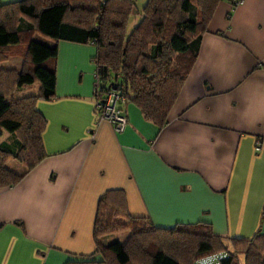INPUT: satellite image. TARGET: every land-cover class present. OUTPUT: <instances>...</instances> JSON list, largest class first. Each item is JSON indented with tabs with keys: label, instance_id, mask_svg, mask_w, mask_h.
Listing matches in <instances>:
<instances>
[{
	"label": "crops",
	"instance_id": "1",
	"mask_svg": "<svg viewBox=\"0 0 264 264\" xmlns=\"http://www.w3.org/2000/svg\"><path fill=\"white\" fill-rule=\"evenodd\" d=\"M145 1L132 0L126 30L137 24ZM235 1L215 5L160 129L126 100L117 105L126 118L121 133L98 122L94 47L56 43L47 64L54 97L35 103L45 120L44 158L27 171L6 164L21 179L0 188V264H66L90 256L96 204L108 190H121L128 215L154 228L204 224L223 244L264 232V0ZM20 64L13 55L0 67ZM26 88L31 91L16 89L15 98L38 90ZM11 141L1 132L0 143Z\"/></svg>",
	"mask_w": 264,
	"mask_h": 264
},
{
	"label": "trees",
	"instance_id": "2",
	"mask_svg": "<svg viewBox=\"0 0 264 264\" xmlns=\"http://www.w3.org/2000/svg\"><path fill=\"white\" fill-rule=\"evenodd\" d=\"M219 1L146 0L130 31L126 25L132 0H21L0 5V63L13 55L21 59L18 70L0 67V134L12 137L10 144L0 143V188L21 179L7 163L15 161L27 171L44 158L45 120L35 103L54 97L55 75L47 64L56 57L57 42L94 47L98 79L119 85L124 101L160 129ZM32 85L38 86L35 95L15 98L16 89ZM122 230L129 235L124 244H101L102 237ZM92 241L90 256L66 264H186L185 257L187 264H193L217 254L224 255L219 264H264V232L223 244L204 224L154 228L145 218L128 215L121 190H108L99 197ZM172 248L182 255L169 253Z\"/></svg>",
	"mask_w": 264,
	"mask_h": 264
},
{
	"label": "built area",
	"instance_id": "3",
	"mask_svg": "<svg viewBox=\"0 0 264 264\" xmlns=\"http://www.w3.org/2000/svg\"><path fill=\"white\" fill-rule=\"evenodd\" d=\"M241 0H236L235 4L240 3ZM91 63L94 68L93 60ZM124 103V97L119 85L115 82L102 83L96 74L94 68L92 74V105L98 122L104 121L108 123L115 134L123 131L126 125V118L121 113L118 104ZM260 143H254L253 151L259 152ZM224 258L223 254L207 256L197 260L194 264H219V261Z\"/></svg>",
	"mask_w": 264,
	"mask_h": 264
},
{
	"label": "rangeland",
	"instance_id": "4",
	"mask_svg": "<svg viewBox=\"0 0 264 264\" xmlns=\"http://www.w3.org/2000/svg\"><path fill=\"white\" fill-rule=\"evenodd\" d=\"M130 21H132V19L130 20L129 19V22ZM128 27H130V24H128ZM127 27V28H128ZM41 37H39V36H36L35 37V39H37V40H39ZM41 40H44V39H41ZM46 42H48L47 40H45ZM14 60H11V61H9L8 63L7 62H5L4 64H2V66L1 67H4V68H7V67H11L12 66V63L11 62H13ZM26 90H30L31 91V89H27V88H25ZM12 164H15V165H17L18 166V163L17 162H15V161H13V163H10L9 162V164L7 165V167L10 169V168H12ZM121 223H123L124 222V220L123 221H120ZM119 222V223H120ZM128 237H129V235H128V230H122V231H118V232H116V233H112V234H109V235H106V236H104V237H102L101 238V244H103V245H108V244H110V243H113V242H118L119 244H124L125 242H126V240L128 239ZM224 244H227V243H224ZM227 247H229L230 248V246L229 245H226ZM169 253H172V254H175L176 256L177 255H182V254H180V253H176V252H174L173 251V248L171 249V250H169L168 251ZM182 258V257H181ZM183 259V261L182 262H186V264H187V259L188 258H182ZM96 260H97V258H96ZM241 260V259H240ZM196 262V261H195ZM194 262V263H195ZM193 263V264H194Z\"/></svg>",
	"mask_w": 264,
	"mask_h": 264
}]
</instances>
